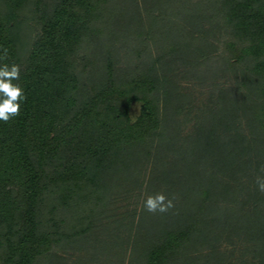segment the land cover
<instances>
[{"label":"trees","instance_id":"trees-1","mask_svg":"<svg viewBox=\"0 0 264 264\" xmlns=\"http://www.w3.org/2000/svg\"><path fill=\"white\" fill-rule=\"evenodd\" d=\"M5 48L25 98L0 121V264H64L113 216L139 264L236 235L264 264V0H0ZM215 56L234 84L193 113L172 66ZM143 186L174 207L108 213Z\"/></svg>","mask_w":264,"mask_h":264},{"label":"rangeland","instance_id":"rangeland-1","mask_svg":"<svg viewBox=\"0 0 264 264\" xmlns=\"http://www.w3.org/2000/svg\"><path fill=\"white\" fill-rule=\"evenodd\" d=\"M143 16V15H142ZM146 14L144 15V17ZM143 17V18H144ZM149 23V19L146 17L145 24ZM216 58L211 62L210 66L213 69H217L214 75L207 73L206 70L209 68L208 64L200 63L199 66L186 65L182 60H179L176 64H173V72L171 76L177 80L181 86V90L185 93H189L195 100L194 112H199V107H205L203 103L209 102L210 92L214 88V82L221 84V87H231L234 84V77L223 72L224 63L221 56H215ZM222 69V71H221ZM220 70V71H219ZM197 74H195L196 72ZM195 72V73H194ZM203 103H202V102ZM204 105V106H203ZM140 110V104L135 106V114H138ZM195 114H192L193 116ZM195 122V121H194ZM194 122L188 123L186 132L190 131L194 125ZM129 194L123 189V193L118 194L116 202L111 208L109 214L117 215L122 224L126 223L127 218L126 212L128 210H137V216H135L136 223L139 221L140 213L143 214V203L147 194L146 188L143 186L142 193ZM165 191V190H164ZM139 193H141L139 195ZM157 193V190H156ZM159 193H163L162 191ZM164 194V193H163ZM125 212V215L123 214ZM107 214V212H106ZM114 216L111 218L106 217L101 220V226L98 231L92 236L90 241L80 242V245H74L66 250H63L61 255L62 262L64 264H139L134 257V250L131 249L130 244L127 243L126 234L120 232L122 237L116 236L112 232V227L116 226L113 222ZM136 232V231H135ZM113 233V235H112ZM118 241V242H117ZM250 245L249 240L245 236H233L228 239L226 236H222L218 244L216 245L217 250L214 252L209 246H199L197 249L192 251V254L198 257L196 264H218V259H222V264H245L244 261H253L252 255L248 246ZM190 254V256L192 255ZM217 257H215L214 255ZM200 256V257H199ZM213 256V257H212Z\"/></svg>","mask_w":264,"mask_h":264},{"label":"clouds","instance_id":"clouds-1","mask_svg":"<svg viewBox=\"0 0 264 264\" xmlns=\"http://www.w3.org/2000/svg\"><path fill=\"white\" fill-rule=\"evenodd\" d=\"M7 58V49H3V56L0 59ZM20 66L8 64L0 66V121L8 122L20 114V103L24 94L19 83L13 84V80H19ZM264 172V169L261 170ZM256 186L258 191L264 193V176H257ZM174 197L169 199L163 193L146 194L143 208L149 213H166L174 207Z\"/></svg>","mask_w":264,"mask_h":264}]
</instances>
